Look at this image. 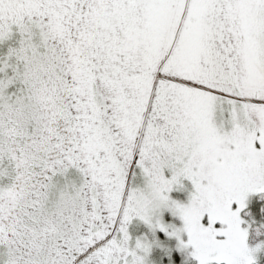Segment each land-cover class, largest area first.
Listing matches in <instances>:
<instances>
[{
  "label": "snow or ice",
  "instance_id": "snow-or-ice-1",
  "mask_svg": "<svg viewBox=\"0 0 264 264\" xmlns=\"http://www.w3.org/2000/svg\"><path fill=\"white\" fill-rule=\"evenodd\" d=\"M0 264H264V0H0Z\"/></svg>",
  "mask_w": 264,
  "mask_h": 264
}]
</instances>
